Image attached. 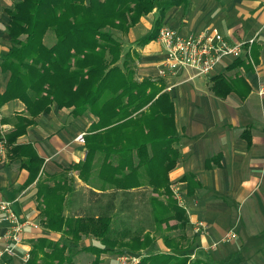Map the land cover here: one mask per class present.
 Listing matches in <instances>:
<instances>
[{
  "label": "crops",
  "instance_id": "obj_1",
  "mask_svg": "<svg viewBox=\"0 0 264 264\" xmlns=\"http://www.w3.org/2000/svg\"><path fill=\"white\" fill-rule=\"evenodd\" d=\"M19 1L0 0V63L11 46L7 33L8 10ZM162 1L166 4L160 5ZM170 3L172 7L163 27L183 35L217 31L230 44L255 38L250 54L229 61L206 77L188 80L193 76L191 72L160 77L159 69L165 59L163 45L157 38L144 47H139L138 42L151 32L159 12ZM140 25L143 30L136 33ZM119 36L124 48L137 56L138 78L149 77L162 84L163 92L175 103V121L180 134L176 148L181 156L169 177L176 200L175 192H179L182 205L177 202L186 211L187 230L194 240L191 246L188 245L190 238L187 243L184 241L183 249L189 248L190 260L202 259L206 264H264V238L259 245L251 243L264 234V0H161L127 35ZM9 77V72L0 69V94L4 93ZM72 110L53 106L50 112L36 117L35 124L18 138L17 144L32 146L43 161L34 181H30V173L21 167L20 160L8 156L6 161H0V202H11L23 220L39 226L26 229L23 236L26 249H32V241L41 237L54 241L62 238L61 233H49L42 226L39 182L48 187L66 182L64 187L70 189L66 196L67 216H98V212L87 215L86 204L96 206L103 199L107 203L113 193L103 191L94 178L83 180L79 171L70 168L86 160L85 144L76 139L87 134L92 123L97 122L89 112L74 117ZM25 114V106L19 101L12 100L2 106L0 137L2 133L13 134L18 116ZM130 192L148 194L143 187ZM118 195L113 199L115 205L123 199L126 208V202L130 204L133 200V196ZM82 197L86 199L81 201ZM240 210L243 234L239 231L241 225L234 226ZM110 214H117V210ZM122 214L127 219V212ZM199 223L205 224L204 233L196 232ZM9 227L0 211V252L5 246L2 238ZM93 241L85 238L80 246L87 247ZM153 250L156 252L152 253ZM168 252L164 242L142 251L145 256ZM18 253L23 256L24 249ZM114 255H102L101 264H117ZM87 256V253L79 255L78 262L90 264L94 259L89 260ZM15 263L20 264L17 260Z\"/></svg>",
  "mask_w": 264,
  "mask_h": 264
},
{
  "label": "trees",
  "instance_id": "obj_2",
  "mask_svg": "<svg viewBox=\"0 0 264 264\" xmlns=\"http://www.w3.org/2000/svg\"><path fill=\"white\" fill-rule=\"evenodd\" d=\"M158 1L21 0L8 10L11 46L2 56L0 69L10 77L0 94V108L16 100L25 106L27 115L18 116L14 133L6 137V158L20 160L34 181L43 161L32 146L17 144L18 138L53 106L73 109L74 117L89 112L97 122L85 136L87 158L70 168L79 171L83 180L99 181L103 191H113L98 216L76 218L65 215L70 191L64 187L66 182L55 187L39 182L42 226L61 233L62 238L32 241L31 257L24 264H77L75 249L91 254L90 264H101L104 254L151 248L155 238L146 228L134 227L132 222L123 223V230L114 227V216L123 213L125 206L123 199L118 205L113 199L118 193L132 196L137 192L130 191L142 187L151 194L148 200L156 231L165 226L167 233L189 227L169 177L181 156L176 148L180 134L175 103L163 92L162 84L149 77L138 78L137 56L124 48L119 36L127 35L152 13ZM171 7L170 3L159 12L139 47L158 37ZM48 31L55 36L51 46L45 43ZM114 210L117 214H110ZM85 238L94 241L79 248ZM162 239L170 252L144 256L139 264H206L202 259L190 260L189 248L183 249L184 241H189L184 234L162 233Z\"/></svg>",
  "mask_w": 264,
  "mask_h": 264
},
{
  "label": "built area",
  "instance_id": "obj_3",
  "mask_svg": "<svg viewBox=\"0 0 264 264\" xmlns=\"http://www.w3.org/2000/svg\"><path fill=\"white\" fill-rule=\"evenodd\" d=\"M157 40L163 45L165 59L159 69L160 77L177 76L180 72H191L193 74L188 80L206 77L218 69L226 61H234L249 55L255 38L247 42H236L230 44L219 32L205 30L197 35H183L168 27H162L158 33ZM264 89V88H263ZM84 144V135L76 139ZM6 140H0V157L6 154ZM176 198L181 204L179 192H175ZM0 211L4 219L9 222L10 227L2 240L5 246L0 252V264H24L29 261L31 249H26L23 236L27 228L37 229L39 226L28 220H23L13 209L12 203L0 202ZM197 233H204L206 226L199 223L195 228ZM19 249H24V255L20 256ZM140 256L120 255L119 264H139Z\"/></svg>",
  "mask_w": 264,
  "mask_h": 264
},
{
  "label": "rangeland",
  "instance_id": "obj_4",
  "mask_svg": "<svg viewBox=\"0 0 264 264\" xmlns=\"http://www.w3.org/2000/svg\"><path fill=\"white\" fill-rule=\"evenodd\" d=\"M164 4H166V1L160 2V5H164ZM142 30H143V25H140L136 29V33H141ZM138 35H140V34H138ZM54 42H55V36H54V34L52 32H50V31H48L47 36L45 38V43L48 46H51ZM227 63H228V61L224 62L223 65H226ZM261 94H263V93H261ZM83 135H84V139H85L86 134H83ZM6 137L7 136L5 135V133H2V136L0 137V140H2V139L7 140ZM6 146H7V143H6ZM6 153H7V147H6ZM5 155L2 156V157H0V161H3V162L6 161V156ZM150 195H151L150 192H148V194H146V195H138V194L132 195L133 196L132 202L130 204L128 202H126L127 203V209L125 208V210H124V212L125 211L127 212V221L126 222L125 221L123 222V220L126 219L125 218L126 216L124 214H122V212H120V213H118V215H115L114 216L115 217L114 227L117 230H123L124 229L123 223L125 224V226H127V225H131V222H132V224H133L134 227L141 226V227L146 228V230H148V232L151 233L152 236H154L155 243L160 242V244H162V242H163L162 233H163V235H170L172 237H179L182 234H185V237L187 239L188 238L191 239V243H188V245H193L194 244V240H192V235L189 232V230H186V231L175 230V231H173L171 233H167V231H165L166 230V226H165L164 229H162L161 232L156 231L157 229L155 228V225L153 223V218H152V213H151V206H150V203H149V200H148L149 197H150ZM120 196L123 197V195H120ZM85 199L86 198H83L82 197L81 201H84ZM146 200H148V201H146ZM100 201L101 202H98L99 204L96 205V206H93V204L92 205L86 204V205H88L86 207L87 215H93V214H95L97 212L98 213L101 212L102 209H105L107 203H105L104 199L103 200H100ZM84 203H86V202H84ZM129 212H130V214H129ZM238 213H239V215L238 216H235V220H236L237 223L235 222L234 223V226L241 225L239 227L240 229L238 228L239 231H240V234H241L242 233L241 227L243 226V220L241 219L242 211L240 210V211H238ZM69 217H75V216L69 215ZM91 217H94V216H91ZM120 223L122 224L121 225L122 227L120 226ZM171 224H174V223L172 222ZM49 233H50V231H49ZM261 238H264V234L251 241V243L253 244V246L259 245L261 243ZM91 240H94V239H91ZM81 243H80V245H81ZM155 243H154V245H155ZM235 243H240V241H237ZM154 245H153V247H154ZM79 248H82V247L80 246ZM142 251H146V250H142ZM142 251L141 252H137V253H133V252H130V253H128V252H122L120 255H132V256H135L136 255V256H140L141 258H143L145 255H144V253H142ZM154 252H156V250H153L152 253H154ZM169 252H170V250H169ZM74 253H75L76 263L79 260L78 259L79 258V255L80 256L81 255H86V253L80 252V251H78V249H75L74 250ZM109 254L110 255H114V253H109ZM87 255H88L87 258L89 260H93L94 259V257L91 254H87ZM120 255L119 254H116V256L114 255L115 258H117V262H118V257ZM81 263L84 264V263H86V261H83ZM78 264H80V263L78 262ZM117 264H119V263H117Z\"/></svg>",
  "mask_w": 264,
  "mask_h": 264
}]
</instances>
